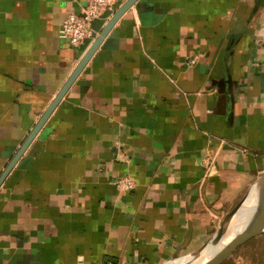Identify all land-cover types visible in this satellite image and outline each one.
<instances>
[{
  "label": "crops",
  "instance_id": "crops-1",
  "mask_svg": "<svg viewBox=\"0 0 264 264\" xmlns=\"http://www.w3.org/2000/svg\"><path fill=\"white\" fill-rule=\"evenodd\" d=\"M88 1L0 0V174L125 0L71 46ZM106 38L0 185V264H159L264 172V0H139Z\"/></svg>",
  "mask_w": 264,
  "mask_h": 264
},
{
  "label": "water",
  "instance_id": "water-1",
  "mask_svg": "<svg viewBox=\"0 0 264 264\" xmlns=\"http://www.w3.org/2000/svg\"><path fill=\"white\" fill-rule=\"evenodd\" d=\"M137 1L139 0H125L114 11L106 26H104L85 51L68 80L56 94L40 119L33 126L32 130L28 133L16 154L11 158L9 163L1 172L0 185L23 155L69 87L76 81L93 53L103 44V42L106 41V37L112 29L114 23ZM246 208L251 210L244 224L240 227L238 225V227L233 229L228 235V225L233 219L244 215V210ZM190 233L191 229L189 228L185 242L189 240ZM260 235H264V172L250 184L243 196L221 216L216 230L206 240V242L201 244L196 249L160 262L159 264H221L244 243Z\"/></svg>",
  "mask_w": 264,
  "mask_h": 264
},
{
  "label": "built area",
  "instance_id": "built-area-1",
  "mask_svg": "<svg viewBox=\"0 0 264 264\" xmlns=\"http://www.w3.org/2000/svg\"><path fill=\"white\" fill-rule=\"evenodd\" d=\"M122 0H89L79 13H69L62 20L58 30V37L71 46H79L87 39H92L94 31L91 27L93 20L99 18L106 11H113ZM197 59L194 56L188 63L193 64ZM216 152L207 151L202 165L206 176L210 175L216 159ZM113 186L118 191H130L134 187L133 181L127 176L117 178Z\"/></svg>",
  "mask_w": 264,
  "mask_h": 264
},
{
  "label": "bare ground",
  "instance_id": "bare-ground-1",
  "mask_svg": "<svg viewBox=\"0 0 264 264\" xmlns=\"http://www.w3.org/2000/svg\"><path fill=\"white\" fill-rule=\"evenodd\" d=\"M250 210H251V209L246 208V209L244 210V215H242V216H240V217L238 216L237 218L233 219V220L230 222V224L228 225V228H227V234H228V235H229V233H230L233 229H235L236 227H238V225H239V227H240L241 225L244 224L246 218H247L248 215L250 214Z\"/></svg>",
  "mask_w": 264,
  "mask_h": 264
},
{
  "label": "rangeland",
  "instance_id": "rangeland-1",
  "mask_svg": "<svg viewBox=\"0 0 264 264\" xmlns=\"http://www.w3.org/2000/svg\"><path fill=\"white\" fill-rule=\"evenodd\" d=\"M248 244L250 243H247V245H245L244 247H239L236 251H234L225 261H223L221 264H233V260L234 258L236 257V255H238L242 248H247ZM248 259V258H247ZM250 259V258H249Z\"/></svg>",
  "mask_w": 264,
  "mask_h": 264
}]
</instances>
